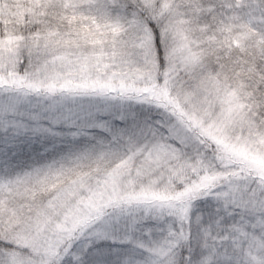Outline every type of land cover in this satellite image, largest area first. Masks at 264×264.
Masks as SVG:
<instances>
[{"label": "snow or ice", "instance_id": "snow-or-ice-1", "mask_svg": "<svg viewBox=\"0 0 264 264\" xmlns=\"http://www.w3.org/2000/svg\"><path fill=\"white\" fill-rule=\"evenodd\" d=\"M0 264H264V0H0Z\"/></svg>", "mask_w": 264, "mask_h": 264}]
</instances>
